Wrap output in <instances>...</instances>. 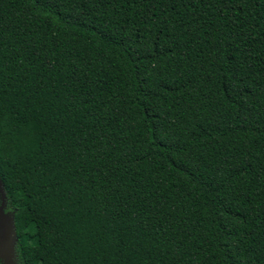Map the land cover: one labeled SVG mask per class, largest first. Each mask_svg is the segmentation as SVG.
I'll return each mask as SVG.
<instances>
[{
    "label": "trees",
    "instance_id": "obj_1",
    "mask_svg": "<svg viewBox=\"0 0 264 264\" xmlns=\"http://www.w3.org/2000/svg\"><path fill=\"white\" fill-rule=\"evenodd\" d=\"M0 180L15 264H264V0H0Z\"/></svg>",
    "mask_w": 264,
    "mask_h": 264
},
{
    "label": "water",
    "instance_id": "obj_2",
    "mask_svg": "<svg viewBox=\"0 0 264 264\" xmlns=\"http://www.w3.org/2000/svg\"><path fill=\"white\" fill-rule=\"evenodd\" d=\"M17 240L14 215L5 212V192L0 180V264H15Z\"/></svg>",
    "mask_w": 264,
    "mask_h": 264
},
{
    "label": "rangeland",
    "instance_id": "obj_3",
    "mask_svg": "<svg viewBox=\"0 0 264 264\" xmlns=\"http://www.w3.org/2000/svg\"><path fill=\"white\" fill-rule=\"evenodd\" d=\"M23 215V213H19V216H22Z\"/></svg>",
    "mask_w": 264,
    "mask_h": 264
}]
</instances>
